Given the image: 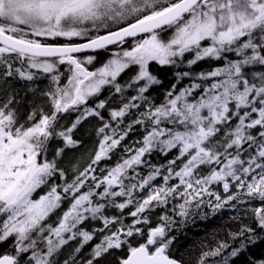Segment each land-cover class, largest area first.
Returning <instances> with one entry per match:
<instances>
[{
    "label": "trees",
    "instance_id": "16d2710c",
    "mask_svg": "<svg viewBox=\"0 0 264 264\" xmlns=\"http://www.w3.org/2000/svg\"><path fill=\"white\" fill-rule=\"evenodd\" d=\"M245 1L202 0L160 31L78 56L82 72L66 58L0 47V109L18 129L47 119L45 133L33 139L43 170L32 197L58 201L23 237L0 234V255H15L21 264L54 239L48 264H122L134 247L151 249L148 237L156 236L182 264H264V11L257 24L225 41L221 27L189 47L175 41L184 27L207 16L226 18ZM11 8L2 6L3 31L48 44L87 40L153 13L103 28L95 19L78 34L65 35L71 26L49 37L24 31ZM150 37L162 59L135 61L133 50ZM113 63L124 65L117 76L106 77L95 94L76 96L80 82ZM17 71L31 77L18 80ZM72 72L82 75L73 80V94ZM88 110L94 114L84 117ZM75 206L78 220L67 225L72 239L57 240L48 230L65 219L72 223L65 216ZM8 214L0 201V223ZM22 240L35 247L13 252L11 245ZM92 244H105L100 256L90 252Z\"/></svg>",
    "mask_w": 264,
    "mask_h": 264
},
{
    "label": "rangeland",
    "instance_id": "374dc122",
    "mask_svg": "<svg viewBox=\"0 0 264 264\" xmlns=\"http://www.w3.org/2000/svg\"><path fill=\"white\" fill-rule=\"evenodd\" d=\"M11 3V13L13 18L26 27L24 31L35 32L45 36L59 35L66 31V28L72 26L69 35L78 34L79 29L85 27L82 25L91 20H97L100 27H106L111 24L119 23L138 12L153 10L160 7L169 0H1ZM245 7H241L236 12L230 11V16H220L218 20L212 16H207L195 24L184 27L176 34L175 41L183 47H189L199 41L214 35L216 28L221 27L218 31L220 40L230 39L232 36L240 35L248 26L258 23L262 12L264 11V0H246ZM2 6V4H1ZM233 9V8H232ZM143 13V12H142ZM233 13V14H232ZM0 16H4L0 7ZM231 19V20H230ZM102 24V26H101ZM75 26V27H73ZM141 49L132 52L135 56L134 60L139 63H145L148 60L162 59L160 56V47L155 37L145 38L138 43ZM1 54V52H0ZM158 58V59H157ZM89 59H87L88 61ZM124 65L113 63L106 65L96 73V75L88 80L84 86L76 91L78 98H85L95 94L104 84L106 77H115L123 69ZM19 79L23 77H31L27 72H14ZM72 83H70L71 93L73 94L76 86H73V80L78 79L80 74L72 72ZM77 82V81H76ZM94 114L93 110H88L84 117ZM47 119L26 129H18L13 124V118L5 114L0 109V201L8 204L9 214L0 223L1 238L14 236V240L22 236L27 230L36 228L41 220L48 217L50 211H54L58 205V201L47 196L39 199L32 197V191L42 181V166L36 164V147L33 139L40 138L45 133ZM79 208L70 209L65 217L70 218L61 221L56 227L48 231L55 234V238L59 240V236L66 235L67 240L72 239L73 228L67 225L73 224L78 220ZM23 239V238H22ZM84 242L86 239H83ZM148 244L153 250L162 243L159 237H148ZM51 240L46 243L45 249H37L26 255L21 264H48L47 255L49 249H54L55 245ZM158 241V243H157ZM35 241L34 243H36ZM26 240L11 245L13 252L17 254L27 249L34 248L35 245ZM90 252H94V257L100 256V252L104 251L105 244L94 247L92 244ZM15 253V254H16Z\"/></svg>",
    "mask_w": 264,
    "mask_h": 264
},
{
    "label": "water",
    "instance_id": "95a60500",
    "mask_svg": "<svg viewBox=\"0 0 264 264\" xmlns=\"http://www.w3.org/2000/svg\"><path fill=\"white\" fill-rule=\"evenodd\" d=\"M201 0H179L170 7L126 26L72 44H41L12 37L0 31V45L13 52L37 58L67 57L76 70H83L76 56L90 54L115 44L158 31L188 14ZM0 264H14V257L0 256ZM122 264H182L166 254L163 245L152 253L144 246L134 248Z\"/></svg>",
    "mask_w": 264,
    "mask_h": 264
},
{
    "label": "bare ground",
    "instance_id": "6f19581e",
    "mask_svg": "<svg viewBox=\"0 0 264 264\" xmlns=\"http://www.w3.org/2000/svg\"><path fill=\"white\" fill-rule=\"evenodd\" d=\"M40 111V110H39ZM96 138V137H95ZM191 219V218H190ZM246 235V234H245ZM230 248V247H229Z\"/></svg>",
    "mask_w": 264,
    "mask_h": 264
}]
</instances>
